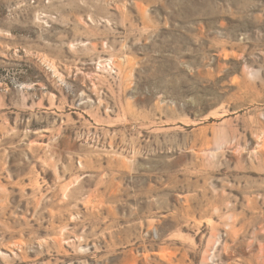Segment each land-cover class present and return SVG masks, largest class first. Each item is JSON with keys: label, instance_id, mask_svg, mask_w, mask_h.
Here are the masks:
<instances>
[{"label": "rangeland", "instance_id": "obj_1", "mask_svg": "<svg viewBox=\"0 0 264 264\" xmlns=\"http://www.w3.org/2000/svg\"><path fill=\"white\" fill-rule=\"evenodd\" d=\"M0 264H264V0H0Z\"/></svg>", "mask_w": 264, "mask_h": 264}]
</instances>
